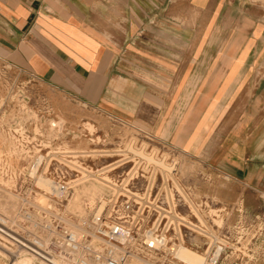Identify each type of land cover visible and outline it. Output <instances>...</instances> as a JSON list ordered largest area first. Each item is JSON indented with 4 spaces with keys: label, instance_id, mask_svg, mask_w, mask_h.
<instances>
[{
    "label": "crops",
    "instance_id": "obj_1",
    "mask_svg": "<svg viewBox=\"0 0 264 264\" xmlns=\"http://www.w3.org/2000/svg\"><path fill=\"white\" fill-rule=\"evenodd\" d=\"M229 2L0 0V60L264 198V22L219 40Z\"/></svg>",
    "mask_w": 264,
    "mask_h": 264
},
{
    "label": "rangeland",
    "instance_id": "obj_2",
    "mask_svg": "<svg viewBox=\"0 0 264 264\" xmlns=\"http://www.w3.org/2000/svg\"><path fill=\"white\" fill-rule=\"evenodd\" d=\"M239 1L227 3L216 19L219 40H226L233 26L243 25L244 17L264 22V0ZM232 12L235 17L229 18ZM256 74L264 77V66ZM0 96L5 98L6 120L14 122L11 129L0 128V217L10 222L23 202L46 201L43 193H34L37 186L45 189L35 185L43 172L50 181L71 187L67 196L57 195L52 215L79 235L90 231L89 217L105 211L109 199L117 197L119 203L123 194H133V200L142 197V205L150 207L144 208L140 232L151 226L154 210L162 214L169 206L198 225L190 231L175 218L166 235L203 255L204 264L214 247L220 249L213 264H264V198L241 182L1 60ZM45 154L37 165L35 158ZM0 247V264H42L1 239ZM132 263L167 261L147 260L139 252Z\"/></svg>",
    "mask_w": 264,
    "mask_h": 264
},
{
    "label": "built area",
    "instance_id": "obj_3",
    "mask_svg": "<svg viewBox=\"0 0 264 264\" xmlns=\"http://www.w3.org/2000/svg\"><path fill=\"white\" fill-rule=\"evenodd\" d=\"M4 105L5 98L0 96V128L11 129L14 122L9 123L6 120ZM50 125L54 127L55 124ZM46 158L47 154L38 155L35 161L37 165H41ZM36 172L37 170L31 173ZM44 175L43 172L37 175L36 186L37 178L40 176L49 180ZM55 185L56 187L51 190L41 189L38 186L34 190V193H43L47 197L44 203L23 202L19 207L18 215L10 222L9 219L0 217V239L4 243L42 264H129L139 252L143 253L147 260L162 258L167 264H184L175 256V248L179 245L172 240V236H167L166 232L171 225L173 226L175 218L179 220V225L190 231H195L197 221L186 222L183 216H179V212L167 206V210H163L162 214L152 209L156 212V217L148 229L140 232L144 222V208L150 209V207L142 205V197H138L135 201L133 194L132 197L123 194L124 199L119 203L117 197L114 200L111 198L105 211L102 209L100 213L95 212L89 217L88 233L76 235L56 220L54 214L52 215L56 208V200L59 199L57 195L67 196L71 191V187L65 182H57ZM133 202L136 204L135 209ZM193 216L197 220L196 215ZM161 223L163 226L166 224L167 227L163 231V228L159 229ZM219 249L218 247L212 249L207 258L208 264L215 263ZM140 261L145 263L142 259Z\"/></svg>",
    "mask_w": 264,
    "mask_h": 264
},
{
    "label": "bare ground",
    "instance_id": "obj_4",
    "mask_svg": "<svg viewBox=\"0 0 264 264\" xmlns=\"http://www.w3.org/2000/svg\"><path fill=\"white\" fill-rule=\"evenodd\" d=\"M140 153V152H139ZM141 155V154H140ZM37 162V161H36ZM35 162V163H36ZM154 163V162H153ZM158 164L161 162H157ZM161 166V165H160ZM164 165H162L163 168ZM35 168V165L33 166ZM37 167V166H36ZM33 168V169H34ZM34 171V170H33ZM103 180V179H102ZM106 181V180H105ZM37 183L40 184L41 186H43V188H45L46 190H51L54 189L56 187L55 183L53 181L48 180L47 178L44 177H39L37 178ZM100 183V182H99ZM107 184V183H106ZM39 185V186H40ZM101 200V199H100ZM104 201H101V204L103 205ZM100 203V202H99ZM100 204V205H101ZM99 207V206H98ZM101 209L103 207H100ZM68 228L76 235H79L77 233V231L71 227L70 225H67ZM175 256L177 258H179L181 261H183L186 264H204V260L205 258L203 257V255H201L200 253H197L195 251L190 250L189 248L185 247L184 245H179L176 246L175 248ZM206 262V261H205ZM135 264V263H132Z\"/></svg>",
    "mask_w": 264,
    "mask_h": 264
}]
</instances>
